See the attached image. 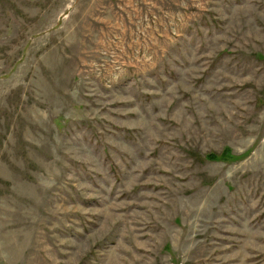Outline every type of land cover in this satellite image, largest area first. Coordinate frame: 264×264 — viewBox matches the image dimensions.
<instances>
[{"label": "rangeland", "instance_id": "1", "mask_svg": "<svg viewBox=\"0 0 264 264\" xmlns=\"http://www.w3.org/2000/svg\"><path fill=\"white\" fill-rule=\"evenodd\" d=\"M0 264H264V0H0Z\"/></svg>", "mask_w": 264, "mask_h": 264}, {"label": "trees", "instance_id": "2", "mask_svg": "<svg viewBox=\"0 0 264 264\" xmlns=\"http://www.w3.org/2000/svg\"><path fill=\"white\" fill-rule=\"evenodd\" d=\"M224 155L225 154H223V155L209 154V155H207V159L209 161L226 160V157H224Z\"/></svg>", "mask_w": 264, "mask_h": 264}]
</instances>
